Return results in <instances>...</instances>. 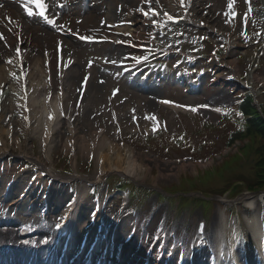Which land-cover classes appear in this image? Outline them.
I'll use <instances>...</instances> for the list:
<instances>
[{
    "label": "rangeland",
    "instance_id": "obj_1",
    "mask_svg": "<svg viewBox=\"0 0 264 264\" xmlns=\"http://www.w3.org/2000/svg\"><path fill=\"white\" fill-rule=\"evenodd\" d=\"M135 1L94 0L93 5H90L86 0H82L78 4L70 6V9L67 8L65 10L64 16L66 22H63L70 28H75L81 32L86 33L95 29L99 31L104 27L100 24V21L103 16L107 15V6L115 10V5L121 3L126 4L127 8L133 10L136 7ZM204 1L198 0V6L200 4L202 6L199 16L209 20L213 25L219 26L220 29L226 32L230 33L232 31V43L233 45H237L231 53H236L234 60H236L239 68L240 80L244 81L247 87L259 90L256 93L257 97L255 100L264 107V9L259 8L260 5L264 7V0H254V8L256 10H254L249 28L244 34H241V27L239 26L233 31L234 27L231 23V15H225V13L232 12L235 8L244 11L246 0H210L209 2L212 3V7L208 9L204 8V5L207 4V2L203 4ZM229 3H232L231 10L228 8ZM167 4L171 10H177L171 1H168ZM8 13H10V16L7 18L6 14ZM16 13H18V10L10 0H2V6H0L1 49L5 48V46H8V49L13 46L16 28L11 22V17L17 16ZM67 18L70 22H73L72 26L68 24L70 22ZM21 23H23L21 36L27 38L38 47V53H40L44 63L45 55L49 56L48 65L51 67L53 90L57 91L61 80L60 70L62 64L60 65L61 54L57 50L59 40L55 31L31 21L22 20ZM203 36L206 37V32L182 24V26L170 27L165 35L162 34L157 38V42L161 46L182 47L185 51H188L191 47H197L196 45L198 44L203 47L202 50L205 49L203 51L205 54L204 66L213 63L217 67L223 64L226 54L221 38L210 37L208 41H202L200 44L199 40ZM61 41L63 43V55L74 54L77 58L76 65H74V69H77V72L74 77L71 76L69 81L70 88L67 93L69 111L68 107L66 111L69 114L73 113V117L77 116V120L75 121L79 124L81 132L87 133L91 128L105 129L107 136L118 146H121L123 151L124 147L127 146L140 153L142 158L141 164L147 167V169L143 168L140 173L144 179L142 178L138 181L142 185L138 189H132V186L128 183H121L123 189H131L134 192V194L132 193V206L136 209L137 213L145 215V218L144 215L142 218L145 220L143 221L145 225H149L151 221L158 223L164 218L169 226L175 224L177 234L183 238L185 235L190 234L193 226L199 220L203 219L207 232H211L212 229L218 227V223L220 224L224 218L227 221L236 216L242 219L243 217L248 218L252 215V213H249L248 208L245 207L243 200L236 201L234 199L235 192L223 197V200L226 199L228 202L219 201L221 198L219 196L221 192L219 191L223 186L229 188L232 181L242 179L239 173L234 175L236 172H243L248 176H252V171L253 169L255 170L249 160V149L252 147V144L248 147H241L243 144H247L246 140L241 143L237 142L226 151L228 153L222 154L225 151L224 147L227 141L225 135L227 136L228 133L237 128L236 122L231 119L234 116L232 112L235 113L239 109L243 110L240 107L238 108V106H240L239 99L244 97V95L240 96L237 94V91L241 92L242 90L234 92L232 90L234 87L227 84L223 85L224 82L214 84L212 81L215 78L214 70L207 67V70L205 69L207 72L205 83L202 85L199 82V85H202V91L186 95L184 94L186 92L182 88L175 87L174 83L166 84V80H169L173 76L171 74L176 73L175 70V72H171L173 68L169 65L168 70L170 72H160L163 80H160L158 83L159 86L157 87L159 89L155 88V93H152L154 96L156 95L154 101L151 97L152 94L137 91L132 85L125 84L124 80L118 77L121 70L109 64L111 59L117 58L121 53L123 54L122 51L124 50H121L120 47L104 43L97 45L82 44L72 37L67 39L61 37ZM1 49L0 57L6 54ZM214 52L217 53V59L211 56ZM172 55H169L168 58L174 59L175 56L172 57ZM161 66H157L158 70L156 72L162 71ZM181 67L178 70L181 71L180 75L185 77L184 69L182 70ZM88 71L91 72V77L88 81V87L86 86V90L83 91L81 84L83 85L86 81ZM216 73L225 75L226 71L219 68ZM251 74H254L258 79V81L255 80L252 84L253 86L249 80ZM153 82V78L150 77V86ZM114 90L118 91H115L114 94ZM158 98H168L176 103L186 105L189 108L194 107L198 110L173 111L168 107L156 103ZM4 105L6 103L0 106L4 107ZM217 107H221L224 112H216L213 108ZM130 110H133V112ZM1 113L2 110H0V115ZM115 113L119 115L118 120L114 119ZM135 113L137 116H135ZM15 114L16 110L14 109L8 112V115L11 116ZM228 115H231L229 119ZM153 116L155 120L150 119ZM224 117H227V119L222 122ZM150 125H154L157 128L154 133L159 134L156 136H161L162 131L159 132L161 130L159 128L162 125L163 132L169 136L173 142L172 144L182 149L170 150V148H167L163 152H158L150 148V142L144 141V137L147 136L146 133H149V136L152 135V127ZM8 127V120H0V135L5 140L9 154H14L17 152L19 146L16 140L19 139L20 142L24 141V129L13 124L10 126L11 132L5 134L7 132L4 133V131L8 130ZM65 139V135H62L59 141L55 139L48 156L38 136L28 141L27 147L34 157L41 159L48 166H52L56 172L72 175L75 173L72 168H68V163L71 161L73 154L72 151L63 147L62 142ZM239 147H241L240 151ZM242 149L244 150L241 151ZM196 150H200V152L197 153V156H193V151ZM123 151L121 150L122 153ZM214 153L216 155L219 154V158H214L210 164L205 165V160L213 157L209 155ZM228 155L232 156L229 157L228 164H225ZM8 158L9 160H7ZM10 158L9 155H6L0 163V181L3 180V183L7 180V177H4L3 174L7 175L11 172L12 174H9L11 178L17 172L18 165H24L23 162H25L24 160L13 162ZM193 158L199 160H194ZM215 167L217 171L214 173L208 171ZM26 168L30 170L32 168L31 164ZM97 169L94 157L91 160L77 152L76 170L79 176L91 177L97 173ZM208 172L210 174L204 175V173ZM18 173L22 176L26 175L25 171ZM112 175L117 176L116 174ZM80 182L78 180V183ZM76 183L73 181V184ZM105 185L98 188L97 192L109 196L112 188H109V192H106ZM118 185L115 181L111 182V178H109V187ZM197 185H201V188L206 190L213 198L208 201L198 196L175 198V191L196 190ZM240 186L241 190H247V184ZM160 188L172 193L171 196L174 198L163 196L161 194L163 191ZM117 202V200L113 201L116 204ZM259 204L260 202H257L256 206ZM254 211L256 214L260 212L258 207ZM30 217V215H23V217L19 216V218L17 216V219L27 221ZM240 221L244 235L248 237V233L244 231V220ZM45 223L46 225H50V227L52 226V222L46 221ZM142 235L143 232L140 234V239Z\"/></svg>",
    "mask_w": 264,
    "mask_h": 264
},
{
    "label": "bare ground",
    "instance_id": "obj_2",
    "mask_svg": "<svg viewBox=\"0 0 264 264\" xmlns=\"http://www.w3.org/2000/svg\"><path fill=\"white\" fill-rule=\"evenodd\" d=\"M175 1L177 2L178 6H181L180 3L182 0H180V2L178 0ZM219 32L222 34L225 33L220 29ZM17 37L19 36L17 35L14 38L13 46H11L9 49L8 46L2 48L6 54L0 57V105L6 103L4 107L0 106V110H2L0 120L9 121V127L7 128L8 130L4 131V133L7 132L5 134L11 132L10 126L13 124L24 129V141L20 142L19 139L16 140L17 144L19 145V149L16 153L17 156H22L25 159L32 161L35 166L38 167V173L35 171L34 173L32 172V174H35L36 177H33L30 173L29 179H39L43 173L53 177H59L60 175L55 172L51 166H47L44 162H42L41 159L34 157L27 148L26 142L31 140L33 137H40L48 156L50 155L53 142L55 139L59 141L62 135H65L66 138L65 141L62 142L63 147L72 151L73 166H75L77 152H79L81 155L86 156V158H90L91 160L94 157V161L98 167L96 174L98 177H101L108 171L113 170L123 172L125 175L132 177L135 180H140L142 178L144 179L143 175L140 173L142 172L143 168L147 169V167L141 164L142 158L140 153L127 146L124 147L123 151L121 146H118L109 138V136H107L103 128H91L87 133L81 132L78 123L72 119L73 113H68L69 102L67 93L70 88V79L67 80V78L70 74L72 77H74L75 73L77 72V69H74V65L72 64L71 68H68L69 71H66L65 67H63L61 72L62 79L60 82L61 88L57 91H54L51 79L52 72L50 67L44 63L40 53H38V47L27 38L19 37L17 39ZM227 44L225 45V48L228 50V54L227 57H225V63L222 66L223 69L227 71V73L225 75L219 74L218 77L219 80L223 79L225 80V83L234 85V83L240 82L238 80L239 69L236 60H234L236 53L229 52V50L234 49L233 45L230 44V41H228ZM46 59H48V56ZM74 59L75 58L72 59L69 57V62ZM249 80L252 84L255 82V80L258 81L254 74L250 75ZM186 83L193 90H196L198 87V85H194L191 81ZM144 85H146V83H144ZM150 89L153 90L154 88ZM152 93H155V91L153 90ZM155 96L152 94L151 97L154 99ZM171 104L173 105H168V107L173 110H188V108L185 106L175 103ZM67 107L68 111H66ZM12 109L16 110V114L13 116L8 115V112ZM130 111L133 112V110ZM135 116H137L136 113ZM8 151L9 150L5 145V140L2 135H0V156L6 154ZM67 178L72 180L79 179L76 174L68 176ZM61 181L62 182L59 181L57 184L51 186V188L53 187L51 190L55 192V196L53 200L47 202V204L49 203L50 208L62 207V204H64V199L67 197L64 195L63 190L70 191V193L72 192L70 186L67 185V182L63 180ZM86 192L87 189L84 188L82 192L77 191L73 192V194L76 196H82ZM21 194H23V192ZM43 196L47 198L48 194H44ZM249 200L250 199H247L245 201L248 202ZM20 202V200L16 203L10 202L9 205L20 206ZM248 205L252 207L254 206V202H250ZM21 207L24 209L28 208L25 204ZM81 209L82 208L80 207L79 216L76 214V216L71 217V219H73L71 229H74L75 225L80 223L81 220L85 218V216L80 213ZM103 218L105 219L109 217L103 216ZM98 221L99 219L93 218V223H97ZM248 224L255 229L257 236L260 233L259 224L257 222H255L254 226L253 223L248 222ZM92 228H94V226ZM153 229L154 228L151 230ZM218 232L219 233L216 235L213 241V243H216V249L214 250L213 255L214 259L217 257L218 262H220L221 257L224 255L225 251L228 250L227 239L225 238L228 236L224 226ZM110 236L113 237L114 234ZM115 236H117V234ZM106 242L108 243L107 236H105V239L102 240L99 246L101 253H105L106 251L108 252V250L103 249L104 243ZM96 244L97 242L94 241L93 246H96ZM234 247L235 244L233 242L230 244V255L235 263L237 256L239 261L243 260L244 258L241 254H235ZM17 255L21 257L23 256V252L19 251ZM185 255L187 256V254ZM185 255L183 254V257ZM106 258L112 259L110 258V254H107ZM251 261L254 264H257L255 259H252Z\"/></svg>",
    "mask_w": 264,
    "mask_h": 264
},
{
    "label": "trees",
    "instance_id": "obj_3",
    "mask_svg": "<svg viewBox=\"0 0 264 264\" xmlns=\"http://www.w3.org/2000/svg\"><path fill=\"white\" fill-rule=\"evenodd\" d=\"M251 108V109H249ZM254 109L249 104L247 105V108H245L246 112L253 111L252 113L255 115V118L251 120H247L242 125H237L234 131L232 130L231 133H228L227 141L226 143H229L232 138L240 137L244 134H250V136H254V146L252 147V150L250 151L249 160L250 164L253 165L252 167L255 168L252 171V176H248L246 173L236 172L234 175L242 176V179L245 184H247V188L251 190H255L258 188H264V118L261 117L257 111L252 110ZM264 110V109H263ZM264 112V111H263ZM254 133V134H253ZM242 134V135H241ZM150 148L158 151L159 148H162L161 150H165L167 148H172L171 144L169 143V137L165 135H161L150 141ZM173 149V148H172ZM179 152V151H178ZM241 171V170H240ZM227 179H229L227 177ZM198 188V186H197ZM203 189V188H202ZM226 187L223 186L219 192H222L225 190ZM241 188H238L236 192H240Z\"/></svg>",
    "mask_w": 264,
    "mask_h": 264
},
{
    "label": "snow or ice",
    "instance_id": "obj_4",
    "mask_svg": "<svg viewBox=\"0 0 264 264\" xmlns=\"http://www.w3.org/2000/svg\"><path fill=\"white\" fill-rule=\"evenodd\" d=\"M32 2L35 3L36 6L40 9L39 16L43 17L47 21V23L53 24L54 21L51 20L50 18H48V16L46 15V5L42 2V0H32ZM228 8H229V10L232 9V3H229ZM28 15L29 16L33 15V12L30 9L28 10ZM225 15H234V13L229 11V12L225 13ZM168 18L170 20L173 19V17H171V16H169ZM82 39H91V37H82ZM115 91H118V90H114V94H115ZM163 102L164 103H170L169 101H163ZM189 110L197 111L198 109L193 107V108H190ZM217 111H219V109H217ZM49 118H51V117H49ZM146 118H149V117H146ZM150 119L155 120V117L154 116L150 117ZM153 130L155 131L156 127H154ZM56 227H59V224H57Z\"/></svg>",
    "mask_w": 264,
    "mask_h": 264
}]
</instances>
